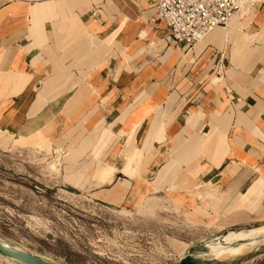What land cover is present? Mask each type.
<instances>
[{"label": "crops", "instance_id": "1", "mask_svg": "<svg viewBox=\"0 0 264 264\" xmlns=\"http://www.w3.org/2000/svg\"><path fill=\"white\" fill-rule=\"evenodd\" d=\"M251 8L248 42L215 29L190 48L153 0H0L1 131L42 132L72 155L67 187L115 212L173 198L218 233L263 223L264 0Z\"/></svg>", "mask_w": 264, "mask_h": 264}, {"label": "rangeland", "instance_id": "2", "mask_svg": "<svg viewBox=\"0 0 264 264\" xmlns=\"http://www.w3.org/2000/svg\"><path fill=\"white\" fill-rule=\"evenodd\" d=\"M1 129L0 239L53 264H179L189 254L231 258L210 254L208 246L226 245L222 237L229 231L264 225L218 233L196 214V225L186 223L173 198H161L162 212L104 208L67 187L63 166L73 162L71 154L53 149L42 132L26 139ZM0 264L23 263L0 255ZM246 264H264V256Z\"/></svg>", "mask_w": 264, "mask_h": 264}, {"label": "built area", "instance_id": "3", "mask_svg": "<svg viewBox=\"0 0 264 264\" xmlns=\"http://www.w3.org/2000/svg\"><path fill=\"white\" fill-rule=\"evenodd\" d=\"M241 0H153L156 20L165 22L170 44L192 48L215 29H226Z\"/></svg>", "mask_w": 264, "mask_h": 264}, {"label": "bare ground", "instance_id": "4", "mask_svg": "<svg viewBox=\"0 0 264 264\" xmlns=\"http://www.w3.org/2000/svg\"><path fill=\"white\" fill-rule=\"evenodd\" d=\"M254 3H255V0H241L240 2L241 9H239L240 11H238L235 17L230 21L228 28L224 29V33H222L223 36L228 37L230 32L234 33L238 31V36H239L237 40L238 43L241 42V44H243L250 40V37L248 36V34H245L242 31V28L245 25L244 23L242 24V18H244L246 14L249 13ZM215 32L219 34L218 32H221V29H217ZM203 40L204 39H202L199 42H202ZM222 240L224 241L226 245H223L222 242H219L216 245H209L208 248L210 250L208 248L207 249L210 251V254H217V255L231 257V258H219L215 256H206L204 258L210 261H233V260H238V259H233V258H239V259L244 258L245 256L249 255L252 252L263 249L264 248V226L256 227V228L242 231V232H230L228 234H225L222 237ZM234 242H241V243L239 245L233 246L232 244ZM3 243L7 246H11L4 241ZM3 257L8 259L10 262L12 261L16 262V260L9 259L5 256Z\"/></svg>", "mask_w": 264, "mask_h": 264}, {"label": "water", "instance_id": "5", "mask_svg": "<svg viewBox=\"0 0 264 264\" xmlns=\"http://www.w3.org/2000/svg\"><path fill=\"white\" fill-rule=\"evenodd\" d=\"M0 254L3 256L21 262L23 264H53L49 261L41 259L31 253H28L22 249L7 246L0 239ZM264 256V248L255 252L250 253L244 258H240L238 260L233 261H210L206 258H202L200 256L195 255H186L180 260L179 264H246L258 258Z\"/></svg>", "mask_w": 264, "mask_h": 264}]
</instances>
